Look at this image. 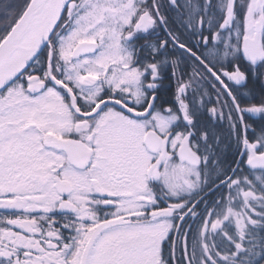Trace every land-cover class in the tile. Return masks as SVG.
Returning <instances> with one entry per match:
<instances>
[{"label":"snow or ice","instance_id":"snow-or-ice-1","mask_svg":"<svg viewBox=\"0 0 264 264\" xmlns=\"http://www.w3.org/2000/svg\"><path fill=\"white\" fill-rule=\"evenodd\" d=\"M0 264H264V0H0Z\"/></svg>","mask_w":264,"mask_h":264}]
</instances>
